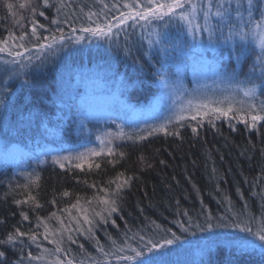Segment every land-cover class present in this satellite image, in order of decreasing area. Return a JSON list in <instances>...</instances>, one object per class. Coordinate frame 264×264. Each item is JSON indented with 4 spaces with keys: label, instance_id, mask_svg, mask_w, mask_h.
Returning <instances> with one entry per match:
<instances>
[{
    "label": "trees",
    "instance_id": "obj_1",
    "mask_svg": "<svg viewBox=\"0 0 264 264\" xmlns=\"http://www.w3.org/2000/svg\"><path fill=\"white\" fill-rule=\"evenodd\" d=\"M135 3L147 0H49L47 7L43 0H0V41L13 52L0 53V264H135L159 251L168 256L158 264H180L178 249L192 258L196 247L200 262L187 257L184 264H264V254L240 245L264 228V121L252 128L233 113L210 117L214 124L185 119L120 143L88 167L56 165L57 156L92 142L78 125L89 92L120 81V93L140 102L156 93L164 59L158 71L184 88L202 85L200 73L228 77L223 69L236 63L229 80L241 83L244 69L264 98V0H211V10L208 0H192L195 9L121 24L124 5ZM180 11L191 13V24ZM108 24L107 35L81 30L107 31ZM105 201H115L110 216Z\"/></svg>",
    "mask_w": 264,
    "mask_h": 264
},
{
    "label": "rangeland",
    "instance_id": "obj_2",
    "mask_svg": "<svg viewBox=\"0 0 264 264\" xmlns=\"http://www.w3.org/2000/svg\"><path fill=\"white\" fill-rule=\"evenodd\" d=\"M202 26L203 30L206 31L208 29L205 24H202ZM179 32L180 30L178 33ZM187 34L189 39H192L191 31H187ZM151 35L154 37L153 39L156 40V30H153ZM132 41L133 47L138 48V35H135ZM200 45L201 44H199V46ZM196 46L198 47V45ZM141 62H143V59ZM168 63V60L164 59V62L159 65L158 70H162L163 66H167ZM235 64L236 63L230 65L229 68L225 67V69H223L227 72L228 77L225 76V73L219 71H213L211 74L205 72L202 77H200V73L198 78L201 80L202 85L197 86L196 84L193 88H191L192 86L190 88L180 87L178 77L175 78L178 84H175V82L170 79L171 75L169 73L156 70V73L159 74L158 81L156 80V93L144 97L137 103L133 102V100H137L135 97L132 98L133 100H129L128 97L126 98L120 93L123 91V87L119 85L120 81L116 86L110 83L104 84V86H102L103 84L98 86L97 89L89 92V99L84 103L90 114L89 116L94 119L93 126L95 130L88 128V125L82 123L78 124L88 129L87 131L90 133L89 139L90 141L92 139V142L77 148V150L57 156L55 161L56 165L63 168L64 165L77 167L78 164L80 165L78 168L88 167L91 161L97 157L114 154L116 152V146L120 143L146 137L150 135V133H161L171 124H176L185 119H192V116L195 114V106L199 104L206 103L212 107L223 108H227L229 104H231L234 110L241 107L247 109L249 104H254L256 105L255 111L258 112L260 110L259 106L264 103V98L258 97L256 90L254 91V89L249 86L247 81L248 77L251 75L245 74L244 69H242L243 64L241 65L243 81L239 84L230 81L232 79L231 75L233 74L234 76L235 74L234 69L239 68V65ZM176 66L178 65L174 64V67ZM199 68L202 70L201 64ZM102 72L109 73L110 71L102 70ZM96 90H101L99 93L100 95L97 93L94 95V91ZM246 92H249L250 95L246 96ZM119 95L120 98L117 97ZM69 99L68 97V100ZM94 108H96V110H94ZM245 113L247 112H241V114ZM261 114L264 115V113ZM210 117L212 116H197V118ZM64 126H66V124ZM109 149L112 150L111 154L108 152ZM93 152L100 154L92 155ZM80 157L83 158L81 159ZM240 245L249 250L264 254V241L259 240L258 236H255L251 242ZM195 249L196 250L192 251V258L187 254L186 248L178 249L176 253V256L180 259L178 262L184 264L183 261L188 257L195 260V263H197V261L199 263L200 261L197 260V258L200 257L199 251L201 250H199L198 247ZM166 256H168L166 252L159 251L155 258L141 259V261L135 264H158L160 259L163 260Z\"/></svg>",
    "mask_w": 264,
    "mask_h": 264
},
{
    "label": "snow or ice",
    "instance_id": "obj_3",
    "mask_svg": "<svg viewBox=\"0 0 264 264\" xmlns=\"http://www.w3.org/2000/svg\"><path fill=\"white\" fill-rule=\"evenodd\" d=\"M249 6H251L252 4V0H248ZM43 4L45 7H47L49 5V0H43ZM186 5L192 9H195L197 7V5L192 4V0H164L163 3L159 2V0H147V4L146 5H140L139 3H135V4H125L124 7L128 8L129 11L127 13H122L121 14V18H120V23H126L128 19H132L135 17H139L141 19L147 20L149 17H153V18H157V19H163L165 16H173L177 13V10H184L186 8ZM223 5H219L218 6V10L215 13V16L219 17L222 15V13L219 11V8L222 7ZM21 7H23V5H21ZM107 7V6H105ZM8 8L11 9L12 5L9 4ZM212 8V3L211 0H208V9L211 10ZM40 16L44 15V12H40L39 13ZM93 14L89 13V19H91V16ZM191 13L190 12H186V11H180L179 12V19L181 20H187L189 22V24H191V19H190ZM204 19H205V23L207 24L208 19H209V12H205L204 14ZM53 23H56L55 20H53ZM117 27L119 25H116ZM259 26V25H257ZM39 27H43V25H39ZM196 28H199L200 25H196ZM107 31H105V28L100 27L99 25H97V27L95 29L88 27V28H82L81 30L84 32H90L95 34H101V35H107L108 32L111 31L112 25L108 24L106 25ZM31 34L33 36L37 35V26L36 23L33 22V27L31 29ZM9 39L10 40H15V39H19L20 41H23L25 39L24 34H21L19 37L14 36L13 34L9 35ZM57 37L53 36L52 37V43H54L56 41ZM60 40H63L64 37L61 35L59 37ZM52 43L48 44V47L51 48L52 47ZM20 47H24V44L21 43L19 45ZM41 47H44L43 45H41ZM7 51L9 56L13 55V52L10 50L8 42L7 41H0V53ZM16 56L21 55V53L16 52L15 54ZM31 60V58H29ZM37 59H39V57H37ZM264 94V93H262ZM246 96L250 95L249 92L245 93ZM260 110L257 112L255 111L256 109V105L254 104H249L247 106V109H245L244 107L238 108V109H233L232 105L229 104V106L227 108H223V107H212L209 104H199L197 106H195V114L192 116L193 120H196L197 116H212L215 117V119H221L223 118H228L229 117V113H233L232 118L233 119H240L241 122L245 123L246 126H250L252 128H255L258 122L264 121V115H262L261 113H264V103H262L260 106ZM247 112L246 116H240L238 115V113L241 112ZM249 120L251 121L250 125H249ZM210 124H214V120L213 119H209L208 121ZM192 131L195 133L197 131L196 128H193ZM151 134V133H150ZM178 135V133H177ZM109 154H111L112 150L109 149L108 150ZM100 153H96L93 152L92 155H99ZM121 155H123V153H121ZM81 159L83 157H80ZM67 159V158H65ZM59 162V161H57ZM77 167H80V165L78 164ZM96 167H99V165L97 164ZM38 179V178H37ZM124 184H127L128 181L124 180L123 182ZM123 185H117V190H119ZM65 195H67V193H65ZM105 204L108 205L105 209V211L108 213V215L110 216L113 212L117 211V208L114 206L115 205V201H105ZM97 215H100L99 213ZM25 219H27V216L24 217ZM101 219H106L105 217L101 216ZM86 222H88L89 224H91V221L87 220V217H85ZM248 231H250V229H247ZM20 236H23L24 233H19ZM174 235V234H173ZM259 240L264 241V229H262L260 232L257 233ZM33 240H35V236L33 235L31 237ZM71 239V237H69ZM12 237H9V241H11ZM174 239H178L177 237H175L174 235ZM149 243L151 244L152 241H149ZM167 244H172L173 243V239H168L166 240ZM149 252L152 251V248L148 249ZM56 251H60L59 248L56 249ZM133 252H135V256H141L142 252L141 251H137L136 249H132ZM4 253L0 252V256H3ZM122 259H126V260H131L134 259V257L132 256H126V257H121ZM69 264H71V262H69Z\"/></svg>",
    "mask_w": 264,
    "mask_h": 264
}]
</instances>
